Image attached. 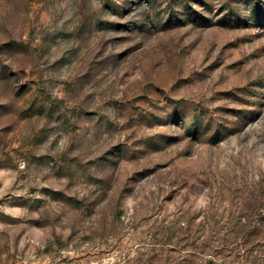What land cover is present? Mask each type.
<instances>
[{
	"label": "rangeland",
	"instance_id": "1",
	"mask_svg": "<svg viewBox=\"0 0 264 264\" xmlns=\"http://www.w3.org/2000/svg\"><path fill=\"white\" fill-rule=\"evenodd\" d=\"M261 177L264 0H0V264H137Z\"/></svg>",
	"mask_w": 264,
	"mask_h": 264
},
{
	"label": "trees",
	"instance_id": "2",
	"mask_svg": "<svg viewBox=\"0 0 264 264\" xmlns=\"http://www.w3.org/2000/svg\"><path fill=\"white\" fill-rule=\"evenodd\" d=\"M239 208L228 218L217 213L213 224L215 216L198 225L185 217L178 225H161L158 246L137 264H264V177ZM223 220L227 225H219Z\"/></svg>",
	"mask_w": 264,
	"mask_h": 264
}]
</instances>
